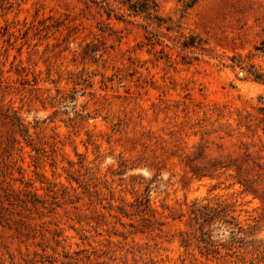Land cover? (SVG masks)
Masks as SVG:
<instances>
[{
  "label": "rangeland",
  "instance_id": "1",
  "mask_svg": "<svg viewBox=\"0 0 264 264\" xmlns=\"http://www.w3.org/2000/svg\"><path fill=\"white\" fill-rule=\"evenodd\" d=\"M0 264H264V0H0Z\"/></svg>",
  "mask_w": 264,
  "mask_h": 264
},
{
  "label": "trees",
  "instance_id": "2",
  "mask_svg": "<svg viewBox=\"0 0 264 264\" xmlns=\"http://www.w3.org/2000/svg\"><path fill=\"white\" fill-rule=\"evenodd\" d=\"M185 45L186 46H189V45H191V43H185ZM242 184L244 185L245 183H242ZM216 210H217V208L216 207H213V206H203V208H197V209H195V212L197 213L199 211L201 214L204 212L207 215V213L209 211L216 212ZM196 217H198V216H196Z\"/></svg>",
  "mask_w": 264,
  "mask_h": 264
}]
</instances>
